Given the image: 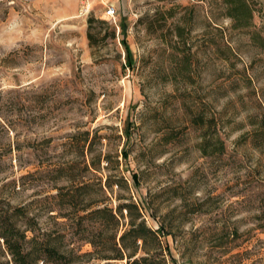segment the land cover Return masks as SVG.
Segmentation results:
<instances>
[{
	"label": "rangeland",
	"instance_id": "1",
	"mask_svg": "<svg viewBox=\"0 0 264 264\" xmlns=\"http://www.w3.org/2000/svg\"><path fill=\"white\" fill-rule=\"evenodd\" d=\"M246 1L252 18L234 26L223 0H0V213L21 207L18 223L83 252L81 209L134 201L162 224L170 264H264V164L240 138L264 122V0ZM90 16L115 36L90 45Z\"/></svg>",
	"mask_w": 264,
	"mask_h": 264
},
{
	"label": "trees",
	"instance_id": "2",
	"mask_svg": "<svg viewBox=\"0 0 264 264\" xmlns=\"http://www.w3.org/2000/svg\"><path fill=\"white\" fill-rule=\"evenodd\" d=\"M223 3L226 6V15L233 21L234 26L249 24L252 9L246 0H238V3L223 0ZM239 8L244 11V16L239 15ZM95 20L93 16L87 19V38L90 45L97 43L99 38L115 36L114 27L101 35H98L99 31H92ZM192 120L203 128L210 126L209 119L206 120L200 115L193 116ZM255 124L249 133L240 138L247 136L245 141L261 153L262 164H264V122ZM125 134H127L126 128ZM206 142L205 139L204 144L200 146L203 156L211 154V151H208L209 143ZM212 146V152L218 156L226 153L225 142L219 135L216 136ZM123 154H126L125 150ZM132 178L136 184L137 174L133 173ZM110 186L111 184L107 183V187ZM55 197L71 208L76 202L73 193H64L61 188L58 189ZM261 199L262 203L255 208L257 210L256 225L257 228L264 230V194ZM253 201L255 202V198ZM81 210L84 213L77 215L75 223L79 232L78 238L91 246L90 250L83 252L66 246L65 234L59 230L36 229L31 223L33 219L25 215L24 222L18 223V218L24 214L21 207H12L10 212H1L0 241L6 257L4 261H0V264H73L83 258L100 259L103 261L102 264H170L167 257L168 247L163 245L161 240L162 224L160 223L158 228L147 225L139 203L125 201L119 203L114 210L102 202V204H90ZM123 211L127 218V226L119 232L118 227ZM221 234H225L223 238L231 241L238 238L237 229L227 230Z\"/></svg>",
	"mask_w": 264,
	"mask_h": 264
},
{
	"label": "built area",
	"instance_id": "3",
	"mask_svg": "<svg viewBox=\"0 0 264 264\" xmlns=\"http://www.w3.org/2000/svg\"><path fill=\"white\" fill-rule=\"evenodd\" d=\"M105 13L109 16V17H113L114 13H115V8L113 5H107L106 9H105Z\"/></svg>",
	"mask_w": 264,
	"mask_h": 264
}]
</instances>
